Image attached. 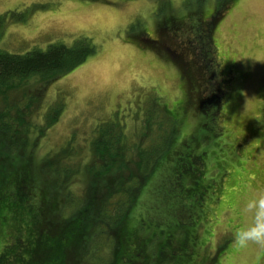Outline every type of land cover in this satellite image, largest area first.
<instances>
[{"label": "rangeland", "instance_id": "1", "mask_svg": "<svg viewBox=\"0 0 264 264\" xmlns=\"http://www.w3.org/2000/svg\"><path fill=\"white\" fill-rule=\"evenodd\" d=\"M222 6L223 14L213 23L211 42L223 79L218 82L212 71L206 72L217 88L220 83L221 97L214 103L210 101L205 113L203 107L201 110L194 107L195 103H190L192 108L187 104L183 89L190 87L183 85L180 76L181 71L193 74L192 52L204 58L212 48L205 41L208 21L189 15H209ZM169 12L176 15L177 21L171 19L172 28L159 32L157 28ZM180 16L186 21H180ZM179 23H185L179 26L185 31L181 41L174 37ZM142 30L147 34L137 39ZM81 38L95 44V52L47 89L34 93L41 99L37 101L42 106L40 119L48 104L62 107L59 120L42 138L35 156L59 148L73 133L76 140L82 141L90 128L92 139L95 129H101L107 121L118 124L129 120L125 125L129 133L135 132V140H143L146 145L157 143L161 126L171 124L162 111L165 104L173 107L183 101L187 106L186 122L174 133L175 141L188 138V148L195 145L200 151L206 150L204 177L218 181L223 178L225 190L223 194L215 189L207 193L203 208L194 213L189 211L190 202L181 208L177 205L176 222L183 225L192 218L199 222L197 229L187 223L201 240L189 264H264V257H257L252 248L241 249L233 242V233L247 222L240 211L242 202L264 187V0H0L2 50H45L52 43L73 45ZM178 63L185 68L179 69ZM200 63L204 65V61ZM35 87L23 85L21 91L29 93ZM198 89L205 91L206 82ZM203 116H209L212 129H207L206 122L199 125L198 118ZM196 129L202 136L194 140L191 135ZM213 130L221 133L205 142L203 133ZM161 170L140 194L128 225L166 220L172 227L177 226L167 214V205L177 195ZM141 213L148 216L143 218ZM100 226L102 237L95 239L96 243L109 250L111 236L105 226ZM92 242L87 255L90 257L83 264L105 261L106 255L96 252ZM221 244L226 246L219 252Z\"/></svg>", "mask_w": 264, "mask_h": 264}, {"label": "trees", "instance_id": "2", "mask_svg": "<svg viewBox=\"0 0 264 264\" xmlns=\"http://www.w3.org/2000/svg\"><path fill=\"white\" fill-rule=\"evenodd\" d=\"M223 6L209 15L203 12L189 15L208 21L207 45L203 44L214 48V51L208 48L204 58L192 52L193 74L180 73L183 85L192 88L183 89L187 104L191 107L190 103H195L194 107L201 110L203 107L205 113L210 101L214 103L221 97L220 83L217 88L206 72L212 71L218 82L223 79L211 42L213 23L223 14ZM167 14V26L165 22L158 26L159 32L172 28L171 19L177 21L176 15ZM179 18L186 21V17ZM180 25L185 23H179L176 29ZM176 32L174 37L184 39V30ZM144 34L146 30L140 31L136 38ZM95 46L81 38L73 45L52 43L45 50L35 48L25 53L0 49V264H83L90 257L87 255L91 252V241L96 252L106 255L104 262L95 260L92 264H189L201 240L187 223L197 229L199 222L193 218L186 219L183 225L176 222L177 205L181 208L180 205L190 202L189 211L194 213L203 208L207 193L214 189L221 194L225 191L223 178L218 181L204 177L207 151H200L195 145L188 148V138L175 141L174 133L186 122L187 106L183 101L173 107L165 104L162 111L171 124L169 128L161 126L157 143L146 145L143 140H135V132L129 133L125 125L129 120L118 124L107 121L104 127L95 129L92 139L90 128L82 141L76 140L73 133L59 148H49L41 156H35L36 147L59 120L62 107L58 103L48 104L41 120L42 106L37 104L41 99L34 93L47 89L86 61L95 52ZM179 50L184 52L182 47ZM178 65L179 69L185 68ZM205 82L207 89L202 92L198 87ZM27 84L36 87L29 89V93L22 92L21 88ZM208 117L198 118V122L199 125L206 122L207 129H212ZM219 133L204 132L205 142ZM191 136L200 139V129ZM219 166L223 168V162L219 161ZM161 168L166 183L171 184L177 195L167 205L168 217L177 226L172 227L166 220L154 224L143 220L128 225L140 194L152 184ZM100 225L111 236L109 250L96 243L95 239L102 237ZM225 246H218L219 252Z\"/></svg>", "mask_w": 264, "mask_h": 264}, {"label": "clouds", "instance_id": "3", "mask_svg": "<svg viewBox=\"0 0 264 264\" xmlns=\"http://www.w3.org/2000/svg\"><path fill=\"white\" fill-rule=\"evenodd\" d=\"M247 222L233 233V242L241 249L252 248L257 257H264V187L253 191L240 209Z\"/></svg>", "mask_w": 264, "mask_h": 264}]
</instances>
